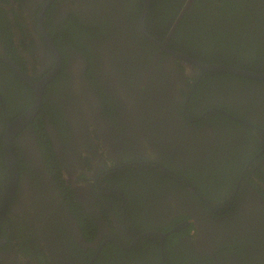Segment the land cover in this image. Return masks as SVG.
<instances>
[{"label":"flooded vegetation","instance_id":"flooded-vegetation-1","mask_svg":"<svg viewBox=\"0 0 264 264\" xmlns=\"http://www.w3.org/2000/svg\"><path fill=\"white\" fill-rule=\"evenodd\" d=\"M194 1L150 0L145 32L169 46ZM144 9L145 0H0V205L8 125L36 102L2 60L33 81L55 70L43 11L61 59L13 141L19 184L0 264H264V80L200 78L171 62L143 35ZM263 9L249 12H263L258 24L224 25L229 54H214L238 62L231 47L264 44Z\"/></svg>","mask_w":264,"mask_h":264},{"label":"trees","instance_id":"trees-1","mask_svg":"<svg viewBox=\"0 0 264 264\" xmlns=\"http://www.w3.org/2000/svg\"><path fill=\"white\" fill-rule=\"evenodd\" d=\"M168 1L162 0V3H166L167 5ZM260 3L264 6V0H195L193 8L196 11L193 12L194 10H192L186 13L181 22V31L172 37V42L169 46L173 50L176 47L181 53L190 55L202 63L224 64L251 72L264 73V66H259L260 62H264V44L262 42H256V37L254 41H251L249 44H244L242 47H231L234 53L242 55L241 60L238 62L229 60L228 57H218L217 55L220 53L221 55L229 54V33L224 25H232L235 27L245 22L246 24H258L256 20L262 18L263 12L258 13V16H255L254 20L251 18L249 12L257 9ZM175 6L178 7L179 3H176ZM1 12L2 10H0ZM165 18L167 21L171 17L168 15ZM215 23L222 25L224 28L215 26ZM167 33L164 32L163 35L166 36ZM254 36H257L256 32ZM163 40L160 41L163 42ZM189 51L192 53H189ZM251 64H255L256 67H253ZM141 66L144 69L147 68V66H144V63ZM9 71L12 74V71ZM211 77H218V74H206V78L209 79ZM92 81L96 84L94 79ZM192 81L193 79H188L190 86L193 85ZM202 84H205V82ZM180 108L182 110V107ZM59 182L63 185L65 183L62 179H59ZM262 195L264 197V193ZM78 213L82 214L81 212ZM86 218H88V222L92 221L89 216H86Z\"/></svg>","mask_w":264,"mask_h":264},{"label":"water","instance_id":"water-1","mask_svg":"<svg viewBox=\"0 0 264 264\" xmlns=\"http://www.w3.org/2000/svg\"><path fill=\"white\" fill-rule=\"evenodd\" d=\"M149 4L150 0H145V9H144V14L141 18L140 22V28L143 33V35L151 41L154 45H157L162 51L166 52L167 54L171 55L172 58L170 59L171 62H174L175 60L180 61L181 63L185 64L190 71L194 72H199L200 73V78H202L204 75L208 73H213V74H231V75H236L240 76L243 78H248V79H254V80H264V73H257V72H251L248 70H243L240 68L236 67H231L227 66L224 64H208V63H202L186 54L177 52L175 50H172L168 46V41L161 43L157 41L156 39L150 37L144 30V22L146 19V15L148 14L149 10ZM43 15L44 11L42 12L40 18H39V28L44 36L45 41L49 45L50 49L52 50L54 56L56 57L57 63H56V68L53 72H51L44 80L42 81H33L31 78L27 77L25 74H23L18 66L11 60L8 59H3L6 64L10 65L13 70L28 83L35 91L36 93V102L33 105V107L20 119L15 121L14 123H11L8 125V129L6 132V137H5V152H6V162H7V168L9 170V182L7 186V190L5 193V198L3 203L0 205V230L6 220V217L8 215L9 209L12 206L13 199L16 195V192L18 190V184H19V167H18V161L16 159V154L13 148V141L17 137V134L21 132L24 127L32 121L36 115L38 114L43 95H44V90L47 86V84L56 76L58 71L61 68V59L60 55L57 52L56 48L52 44L51 39L48 37L44 30L43 26ZM158 57V56H157ZM196 122V121H195ZM184 225L187 224H182L176 226L174 229H172L169 233L166 235H163L162 237H166L170 234L177 233L179 232Z\"/></svg>","mask_w":264,"mask_h":264},{"label":"rangeland","instance_id":"rangeland-1","mask_svg":"<svg viewBox=\"0 0 264 264\" xmlns=\"http://www.w3.org/2000/svg\"><path fill=\"white\" fill-rule=\"evenodd\" d=\"M194 150L195 151H199L202 154H209V152L212 151V149H210V148H208V149H205V148H195ZM189 152H192V149H190Z\"/></svg>","mask_w":264,"mask_h":264}]
</instances>
